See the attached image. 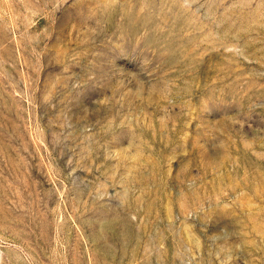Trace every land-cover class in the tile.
<instances>
[{
  "label": "rangeland",
  "instance_id": "1",
  "mask_svg": "<svg viewBox=\"0 0 264 264\" xmlns=\"http://www.w3.org/2000/svg\"><path fill=\"white\" fill-rule=\"evenodd\" d=\"M0 264H264V0H0Z\"/></svg>",
  "mask_w": 264,
  "mask_h": 264
}]
</instances>
